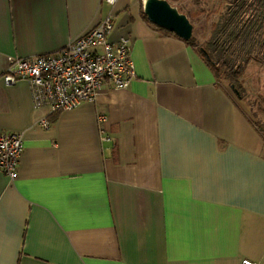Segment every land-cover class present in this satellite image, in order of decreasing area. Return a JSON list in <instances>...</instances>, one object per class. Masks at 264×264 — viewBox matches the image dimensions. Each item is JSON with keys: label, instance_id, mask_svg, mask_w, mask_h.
I'll list each match as a JSON object with an SVG mask.
<instances>
[{"label": "crops", "instance_id": "1", "mask_svg": "<svg viewBox=\"0 0 264 264\" xmlns=\"http://www.w3.org/2000/svg\"><path fill=\"white\" fill-rule=\"evenodd\" d=\"M144 0H0V264H264V137L201 52ZM136 77L94 101L37 111L9 57L59 51L107 15ZM47 116L50 127L35 122Z\"/></svg>", "mask_w": 264, "mask_h": 264}, {"label": "built area", "instance_id": "2", "mask_svg": "<svg viewBox=\"0 0 264 264\" xmlns=\"http://www.w3.org/2000/svg\"><path fill=\"white\" fill-rule=\"evenodd\" d=\"M113 26V17L108 14L55 53L9 57L1 78L8 84L27 81L33 107L49 115L71 110L84 101H94L104 82L116 88L128 87L136 77L131 44L125 37L110 41ZM35 122L45 129L50 127L47 116H37ZM22 136L21 132L0 134V173L10 179L17 173L23 151ZM241 264L256 263L243 259Z\"/></svg>", "mask_w": 264, "mask_h": 264}, {"label": "trees", "instance_id": "3", "mask_svg": "<svg viewBox=\"0 0 264 264\" xmlns=\"http://www.w3.org/2000/svg\"><path fill=\"white\" fill-rule=\"evenodd\" d=\"M187 42L201 52L217 81L221 83L225 79L236 98L242 100L240 78L245 66L251 62L264 65V0H228L212 24L205 45L197 47L193 37ZM254 124L264 137L263 125L255 121Z\"/></svg>", "mask_w": 264, "mask_h": 264}, {"label": "rangeland", "instance_id": "4", "mask_svg": "<svg viewBox=\"0 0 264 264\" xmlns=\"http://www.w3.org/2000/svg\"><path fill=\"white\" fill-rule=\"evenodd\" d=\"M168 1L191 21L193 41L199 47L205 45L210 38L212 24L224 11L228 0ZM221 83L230 89L225 79H221ZM240 83L244 92V98L241 100L243 106L251 119L264 127V65L260 66L256 62L246 65Z\"/></svg>", "mask_w": 264, "mask_h": 264}, {"label": "water", "instance_id": "5", "mask_svg": "<svg viewBox=\"0 0 264 264\" xmlns=\"http://www.w3.org/2000/svg\"><path fill=\"white\" fill-rule=\"evenodd\" d=\"M143 12L147 19L157 27L172 32L185 41L191 39L193 24L168 0H144ZM201 51L207 56L203 49Z\"/></svg>", "mask_w": 264, "mask_h": 264}]
</instances>
